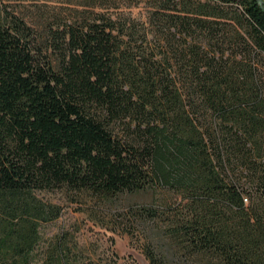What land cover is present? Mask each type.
I'll list each match as a JSON object with an SVG mask.
<instances>
[{"label": "trees", "instance_id": "obj_1", "mask_svg": "<svg viewBox=\"0 0 264 264\" xmlns=\"http://www.w3.org/2000/svg\"><path fill=\"white\" fill-rule=\"evenodd\" d=\"M0 0V264L81 258L37 193L169 200L149 264H264V9L256 0ZM264 1V0H263ZM149 240V239H148ZM164 246L166 250H164ZM164 250V251H163ZM169 252V253H168ZM79 253V252H78Z\"/></svg>", "mask_w": 264, "mask_h": 264}, {"label": "rangeland", "instance_id": "obj_2", "mask_svg": "<svg viewBox=\"0 0 264 264\" xmlns=\"http://www.w3.org/2000/svg\"><path fill=\"white\" fill-rule=\"evenodd\" d=\"M62 0H31L21 1L18 5L21 10H32L35 4L54 5ZM118 9L114 12H131L134 15L144 12L143 5L127 8L133 0H118ZM3 2L7 3L5 0ZM166 193H156L145 190L135 194H121L114 198L99 201L89 196L79 197L74 194L59 191L37 193L36 198L44 204L59 206L60 216L57 220L41 225L40 246L44 250L59 238L73 253L87 259H101L113 257L114 264H149L146 259V249L151 244L158 251V243L154 225L148 222L139 223L135 215L142 209L156 207L169 200ZM149 239V240H148ZM151 242V243H150ZM164 250L166 247L164 246ZM163 250V251H164ZM79 252V253H78ZM169 253V252H168ZM169 264H202L200 258H185L177 255L170 259Z\"/></svg>", "mask_w": 264, "mask_h": 264}, {"label": "water", "instance_id": "obj_3", "mask_svg": "<svg viewBox=\"0 0 264 264\" xmlns=\"http://www.w3.org/2000/svg\"><path fill=\"white\" fill-rule=\"evenodd\" d=\"M258 5L264 9V1L263 0H256Z\"/></svg>", "mask_w": 264, "mask_h": 264}]
</instances>
